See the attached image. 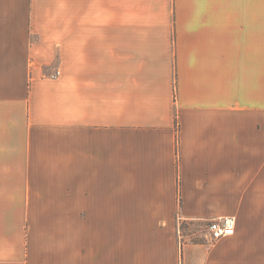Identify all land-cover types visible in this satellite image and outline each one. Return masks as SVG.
Here are the masks:
<instances>
[{
	"label": "crops",
	"instance_id": "0c3cea01",
	"mask_svg": "<svg viewBox=\"0 0 264 264\" xmlns=\"http://www.w3.org/2000/svg\"><path fill=\"white\" fill-rule=\"evenodd\" d=\"M258 1L0 0V264H264Z\"/></svg>",
	"mask_w": 264,
	"mask_h": 264
},
{
	"label": "built area",
	"instance_id": "2783aa9c",
	"mask_svg": "<svg viewBox=\"0 0 264 264\" xmlns=\"http://www.w3.org/2000/svg\"><path fill=\"white\" fill-rule=\"evenodd\" d=\"M179 224L177 227V236L180 244L184 239V233L182 232V217L178 216ZM208 233L212 239H217L223 236H230L235 231V219L230 216L216 217L207 221Z\"/></svg>",
	"mask_w": 264,
	"mask_h": 264
},
{
	"label": "rangeland",
	"instance_id": "374dc122",
	"mask_svg": "<svg viewBox=\"0 0 264 264\" xmlns=\"http://www.w3.org/2000/svg\"><path fill=\"white\" fill-rule=\"evenodd\" d=\"M258 3H260V6H261L260 14H261V32H262L263 31V27L262 26H264V25H262L263 22H264V18H263V16H264V0H259ZM53 71H54L53 68L49 69L50 73H53ZM181 222H182V220H181ZM201 223L204 224V225H207L208 222L207 221H202ZM183 228H184V224H182V229Z\"/></svg>",
	"mask_w": 264,
	"mask_h": 264
}]
</instances>
